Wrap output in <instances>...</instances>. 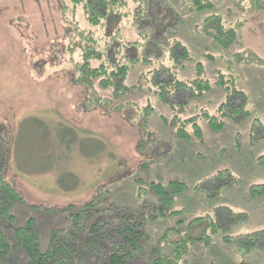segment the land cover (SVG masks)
<instances>
[{"label": "rangeland", "instance_id": "374dc122", "mask_svg": "<svg viewBox=\"0 0 264 264\" xmlns=\"http://www.w3.org/2000/svg\"><path fill=\"white\" fill-rule=\"evenodd\" d=\"M165 2L161 13L166 19H154L158 36L145 23L131 26V18L123 23L121 39L135 42L141 32L153 45H137L135 53H128L132 61V57L141 58L124 82L136 89L109 102L103 98L112 96L110 90L97 85L93 90L75 82L63 53L67 33L58 0H0V168L5 181L22 198L9 209L13 227L33 219L39 249L45 252L52 232L65 236L71 226L70 214L99 196L102 206L122 211L142 232L140 264H151L157 256L151 251L158 244L165 252L168 242L184 236L192 240L206 236L209 241L190 244L182 264H264V251L222 242L223 236L234 238L264 230L256 227L264 224V199L248 194L249 186L264 184V171L253 164L254 158L264 155V139L256 140L262 136L258 129L250 136L252 118L264 124V0H211L213 10H196L192 0ZM130 5L131 9L135 6ZM159 11L151 5L152 14ZM77 14L84 26L83 17ZM210 15L220 17L224 30H234L235 38L227 48L205 35L202 21ZM146 16L144 13V20ZM174 38L189 51L188 62L170 60ZM236 54H250L261 64H241L236 62ZM152 56H156L154 60ZM199 62L201 77L210 83L219 73L226 79L232 76L236 88L247 95L251 116L228 118L226 127L217 132L200 121L202 142L191 128L187 129L189 139H179V121L197 116L202 109L213 114L225 101L224 89L212 86L199 100L180 92L164 102L148 74L163 65L178 80H189L197 76ZM156 79L167 81L169 76ZM239 103V98L233 99L234 106ZM61 125L100 143L99 154L91 158H95L92 166L99 174L81 166L77 144L65 153L66 143L70 148L74 137ZM81 145L83 151L88 150L86 143ZM60 151L64 154L62 166L77 176L62 177L87 185L68 194L54 189L50 181L36 189V176H31L34 169L50 175L59 170V161L54 162ZM97 183L103 184L98 192L93 189ZM153 183L162 186L163 200L151 188ZM68 208L70 212H62ZM238 214H244V219ZM114 216L106 214L110 219ZM8 224V219L0 218V231L10 246L0 256V264H26L25 253L13 246ZM166 233L167 241L161 242ZM84 237L85 232L77 239ZM83 255L86 264L97 260L94 251Z\"/></svg>", "mask_w": 264, "mask_h": 264}, {"label": "trees", "instance_id": "16d2710c", "mask_svg": "<svg viewBox=\"0 0 264 264\" xmlns=\"http://www.w3.org/2000/svg\"><path fill=\"white\" fill-rule=\"evenodd\" d=\"M130 2L135 4L132 9ZM58 3L63 22L66 24L67 33L63 53L66 55L69 67L75 74V82L93 90L94 85L110 90L112 96L103 98V100L109 102L118 100L135 90V85L125 86L124 82L130 70H132L133 64L139 62L141 58L132 57V61L127 58L128 53H135L137 49L135 46L137 45L150 46V44H153L145 38L144 34L137 31V36H139L137 41L126 42L123 38L121 39L120 31L125 20L131 18V26L145 23L154 32V35L158 36L160 31H156L154 19L155 22L160 21L162 18L166 19L165 14L161 13L163 11L162 7H166L167 4L165 0H58ZM192 4L196 10L204 8L213 10L211 0H192ZM151 5H156V8L160 10L159 13L152 14ZM77 12H80L83 17L84 26H80ZM144 13L147 14L145 20L143 18ZM113 19H118V21L115 22ZM202 26H204L205 35L224 48L230 46L235 38L234 30L230 28L224 30L220 17L216 15L204 18ZM154 45L156 46V44ZM189 56L187 48L174 38L169 47L170 60L179 63L188 62L191 59ZM155 57L152 56V59L154 60ZM142 60H145V63L149 62V58L146 57ZM235 60L244 65L261 64L250 54H236ZM147 67L150 68L151 66ZM195 67L197 76L184 81L171 75V72L163 65L149 71L148 74L152 75L153 82L159 89L157 94L164 102L180 92L189 94L190 98L199 100L211 90L212 86H219L224 89L225 101L220 104L213 114H209L202 109V113L197 116L179 121V128L176 132L179 139H189L190 134L187 129L191 128L192 134L202 142L200 121H205L212 131L217 132L226 127L228 118L249 119L251 116L247 110V95L236 88L232 76L226 79L224 74L219 73L217 79L210 83L209 80L201 77L202 64L200 62L196 63ZM164 74L169 76V80L156 79V77L160 78ZM234 98L240 100L237 106L233 104ZM256 129L262 133V136L256 140L264 139V124L254 117L250 124V136ZM71 139L70 137L69 140ZM255 163L264 171V155L256 157ZM2 174V168H0V218L9 220L8 226L13 231V246L22 249L25 253L28 258L26 264H86L83 254L88 253V251H94L97 256V260L93 264H140L143 252L141 246L142 232L131 221L132 218L124 215L122 211L112 209L109 206H102L101 200H99L102 198L99 196L94 197L93 200L81 208L74 210L75 213L70 214L72 218L71 226L66 231L65 236L59 237L57 231L54 230L50 238V248L45 252H41L35 233L36 222L33 219L27 220L23 226L13 227L14 217L9 214V209L15 201L22 200V198L14 187L5 181ZM63 183L64 178L62 177L59 179L60 186ZM72 183L74 186L78 184L76 181ZM151 188L159 198L164 199L165 193L160 184L153 183ZM140 193V190H138L137 195L140 196ZM249 194L252 198L262 197L264 195V184L251 185ZM39 207L43 208L42 206ZM70 208L62 210V212H70ZM111 212L115 216L110 219L106 217V214ZM95 215L97 217L90 223ZM238 216L244 219L245 215L238 214ZM83 232H85V237L79 241L77 236H80ZM167 236L168 233L165 234L161 242L164 241L165 243ZM203 240L206 243L209 241L206 236L193 240L185 236L180 237L176 241L168 242L166 245L168 250L165 252H163V246L160 243L151 251L152 254L157 255L153 258L151 264H182L185 261L188 246L193 242ZM222 242L241 243L247 248L264 251V230L234 238L223 236ZM9 248L6 237L0 231V256Z\"/></svg>", "mask_w": 264, "mask_h": 264}, {"label": "crops", "instance_id": "0c3cea01", "mask_svg": "<svg viewBox=\"0 0 264 264\" xmlns=\"http://www.w3.org/2000/svg\"><path fill=\"white\" fill-rule=\"evenodd\" d=\"M99 105V103H98ZM263 123V122H262ZM62 127H65L67 129L70 130V132L73 134V137H74V140L73 142L70 143V148H69V145H67L66 143V150H65V153L67 151V153L69 154L71 152V147L72 145L74 144H77L78 146V154H77V159L79 161V163L81 164V166L83 167H86V169L88 170H92L94 171V174L96 172L95 170V167L92 166V164L94 163L92 160H95L94 159H91L95 154H99L100 152V148H101V145L100 143H95L94 142V139H89V140H92L91 142H86L89 141L87 138L84 139L83 137H80L78 135V133H76V131L74 129H72L71 127H66V126H63L61 125ZM71 137V136H70ZM69 137V139H70ZM47 140V138H45ZM65 139L62 138V142L64 141ZM82 143H86V147H87V151H83L81 149V144ZM96 144V148L99 147L98 151H96V149L94 148ZM98 146V147H97ZM106 146V145H105ZM107 148V147H106ZM63 153L62 151L59 152V157L57 156V159L56 161L54 162L55 164L59 161V165H60V168L58 167L59 170H55L54 172H52V174H48L47 172L43 173L41 172V170H38L37 168L34 169V172L31 176H36L34 179H33V185L36 189H39V188H42L44 183L46 181H50L51 185L53 186L54 189H58V191L61 193V194H68V193H73L75 192V190H78V189H82L84 186H86L87 184H82L81 181H78V184L76 186H74V184L72 182H69L67 180V178L63 177L64 179L67 180L68 183H63L61 186L59 184V179L63 176V175H69V176H75L77 177L73 171L71 170V168H66L65 166H62V161H64L63 159ZM258 157V156H257ZM255 159H253V164L256 165L255 163ZM62 160V161H61ZM69 160H71V158H69ZM33 167L34 166H38V164L36 163H33ZM257 166V165H256ZM57 171V172H56ZM100 170H97V174H99ZM46 177V178H45ZM45 178V179H44ZM40 179H44L42 181H40ZM103 184H100V183H97L93 186V189L96 188V192H98L99 189H101ZM254 185V184H253ZM256 185V184H255ZM259 185V184H258ZM82 186V187H81ZM250 187V186H249ZM248 187V188H249ZM38 191V190H37ZM39 192V191H38ZM60 194V195H61ZM248 194H249V191H248ZM20 195V194H19ZM96 195V193L92 194V196ZM250 197V195H249ZM260 199H264V195L262 197H260ZM252 200H259V199H252ZM253 201V202H254ZM247 218V217H246ZM264 224H258L256 227L260 228V229H264Z\"/></svg>", "mask_w": 264, "mask_h": 264}]
</instances>
